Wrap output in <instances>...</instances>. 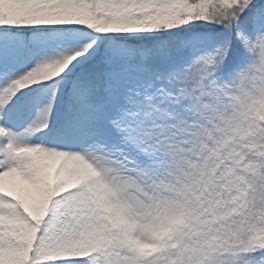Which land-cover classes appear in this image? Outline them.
Masks as SVG:
<instances>
[{"label": "snow or ice", "instance_id": "1", "mask_svg": "<svg viewBox=\"0 0 264 264\" xmlns=\"http://www.w3.org/2000/svg\"><path fill=\"white\" fill-rule=\"evenodd\" d=\"M0 264H264V0H0Z\"/></svg>", "mask_w": 264, "mask_h": 264}]
</instances>
